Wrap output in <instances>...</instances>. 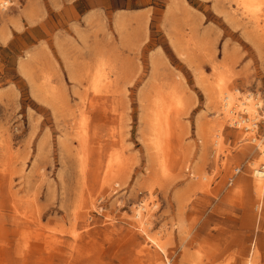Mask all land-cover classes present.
<instances>
[{"label": "rangeland", "instance_id": "374dc122", "mask_svg": "<svg viewBox=\"0 0 264 264\" xmlns=\"http://www.w3.org/2000/svg\"><path fill=\"white\" fill-rule=\"evenodd\" d=\"M6 1L0 264H152L142 248L159 252L158 264H264V191L250 183L257 149L226 120L216 146L197 130L217 120L205 87L251 94L264 109V6L248 16L237 0ZM171 88L184 104L156 148L145 115ZM256 125L264 141V119ZM139 204L165 256L133 219ZM24 238L33 249L20 253Z\"/></svg>", "mask_w": 264, "mask_h": 264}, {"label": "bare ground", "instance_id": "6f19581e", "mask_svg": "<svg viewBox=\"0 0 264 264\" xmlns=\"http://www.w3.org/2000/svg\"><path fill=\"white\" fill-rule=\"evenodd\" d=\"M170 4H175L177 0H170ZM240 7L243 9L248 16L256 15V12L264 6V0H237ZM8 1L0 0V9L5 10L4 8L8 6ZM103 68L102 65H98V71L93 75V85L94 88L98 84L102 74ZM220 81L224 80L221 78ZM52 88V87H51ZM50 94L53 93L51 90ZM205 95L207 100L211 106H214L217 120L207 129H203L200 123H197V130L199 137L204 138H214L212 140L213 144L218 145L217 138L220 136L221 131L223 129V121H229L230 125L239 128H243L248 135L247 141H250L254 148L257 149V160L255 162L250 163L251 166V186L253 188L254 193L260 196L264 191V141L257 140L255 137L256 133V123L259 122L260 119H264V109L262 108V100L259 97L255 98L251 94H241L237 90L230 92L228 88L223 86L219 87H205ZM183 95L180 94L179 91H175L174 88H171L169 92L165 95L158 93L155 97L151 110L145 115L147 120L148 133H150L151 141H153L152 145L156 148L161 146L160 142L162 140L165 142V147L168 145V137H171L172 126L174 124V118L178 115L181 110ZM184 104V102H183ZM263 111V112H262ZM243 113L246 116L239 117V113ZM81 119L77 127V131L75 134L77 141V149H76V157L78 158L81 172L86 170V165L88 163L89 155L87 154V149L89 145V139L91 136L89 135V131L87 132L85 128H82L86 124V112L81 111ZM171 123V126H170ZM245 134V135H246ZM250 134V135H249ZM170 149V148H169ZM115 159L117 155H114ZM174 159L171 157L165 158V165L167 166L173 165ZM99 168H97L98 170ZM112 170V165L109 164L105 168V172L102 178V185L109 183V172ZM165 169H163L164 172ZM97 177H99L97 173ZM203 189L202 191H205ZM148 206L139 204L133 210V219L136 221L138 228L144 233L149 242L154 246V252L160 251L163 256H165L167 242L163 243L159 238H155L152 236H148L147 229L149 228V223L145 217H149ZM79 238L78 235L74 236V241H77ZM28 242L24 238L22 241V248L19 247V252L21 253L24 250H29L27 248ZM33 248H31L32 250ZM30 250V251H31ZM38 251V247L34 248V251ZM140 253L148 256L151 259L152 264H158L160 261V256L158 253L151 255L147 249L142 248ZM164 264H170V260L168 257H164ZM247 264H258L256 262L249 261Z\"/></svg>", "mask_w": 264, "mask_h": 264}, {"label": "built area", "instance_id": "2783aa9c", "mask_svg": "<svg viewBox=\"0 0 264 264\" xmlns=\"http://www.w3.org/2000/svg\"><path fill=\"white\" fill-rule=\"evenodd\" d=\"M257 126V125H256Z\"/></svg>", "mask_w": 264, "mask_h": 264}]
</instances>
